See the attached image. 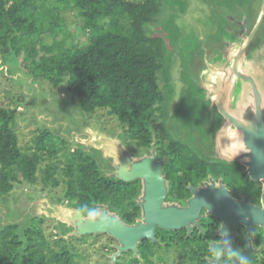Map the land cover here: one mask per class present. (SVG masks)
Wrapping results in <instances>:
<instances>
[{"label":"trees","instance_id":"16d2710c","mask_svg":"<svg viewBox=\"0 0 264 264\" xmlns=\"http://www.w3.org/2000/svg\"><path fill=\"white\" fill-rule=\"evenodd\" d=\"M160 8L161 0H0V62L20 63L35 81L64 85L88 116L104 111L117 120L123 130L122 143L132 156L142 157L154 146L157 159L165 161L162 170L169 176L167 200L171 201L188 197L187 185H196L208 174L239 181L244 172L236 163L209 162L201 150L168 134L169 97L159 84L160 75L168 73L163 62L165 46L145 32ZM66 11L82 20L75 31L84 42L74 41L62 15ZM16 112L0 106V195H9L20 182L49 189L62 186L58 200L67 201L69 207L107 206L126 224L140 221L139 180L123 182L104 174L93 155L97 151L76 143L72 151L69 142L47 130L40 131L34 148L23 150L14 128ZM31 220L43 222L41 217ZM156 239L155 243L141 241L139 258L128 252L129 264H153L154 256L162 260L158 252L164 242L181 252L182 259L208 264L205 257L197 256L207 252L209 232L199 240L193 232L187 237L183 229L157 228ZM67 244L65 239L52 244L36 225L9 223L0 228V264H75ZM125 254L114 264H121Z\"/></svg>","mask_w":264,"mask_h":264},{"label":"rangeland","instance_id":"374dc122","mask_svg":"<svg viewBox=\"0 0 264 264\" xmlns=\"http://www.w3.org/2000/svg\"><path fill=\"white\" fill-rule=\"evenodd\" d=\"M261 1L161 0L160 13L153 22L145 25L146 34L160 38L165 46L163 62L168 67V73L160 75L159 84L169 97L165 122L167 132L175 139L201 150V155L209 162L214 161L213 157H226L227 153L235 156L240 138L233 128L217 116L216 106L202 92L205 81L201 75L206 70V61L221 53L223 42L227 39L226 33L235 37L238 35L237 27L229 18L240 21L247 16L248 24L242 34L245 36L258 16ZM62 15L74 35V41L84 42L85 38L75 31L82 25V20L72 11ZM258 37L264 39V23ZM77 104V99L67 92L64 85L53 87L47 81H35L26 74L20 63L7 65L0 62V106L16 109L14 128L23 150L34 148L41 130L65 139L72 151L75 148L74 137L87 138V130L92 126L110 138L123 140V130L117 120L107 116L104 111L88 116L80 111ZM216 140L219 141L218 147ZM97 152L93 155L100 170L104 174H112V161L104 159L102 153ZM149 153L150 150L144 152ZM40 170L37 173L39 177ZM164 174L169 179L167 173ZM62 195V186L49 189L41 184H16L9 195H0V228L9 223L36 225L52 244L65 239L74 255L75 264H111V256L116 253L118 242L108 235L76 240L68 236L72 230L63 228L57 220L44 216L41 217L42 223L31 220L42 196L49 198L51 203L68 206L67 201L58 200ZM158 255L163 259L158 260L154 256L151 258L153 264H194L173 256V253L168 256L164 249ZM130 258L131 255L127 253L119 262L129 264Z\"/></svg>","mask_w":264,"mask_h":264},{"label":"water","instance_id":"95a60500","mask_svg":"<svg viewBox=\"0 0 264 264\" xmlns=\"http://www.w3.org/2000/svg\"><path fill=\"white\" fill-rule=\"evenodd\" d=\"M229 20L237 27L238 35L235 37L226 33L227 39L223 42L221 53L206 61V70L201 75L205 81L203 91L216 106L225 124L233 128L240 138L235 156L227 153L226 157L219 158L240 161L250 179L261 181L264 185V39L258 37L264 23V0L253 26L245 36L242 34L248 24L247 16L240 21ZM87 134L85 139L76 135L74 142L89 150L99 151L104 159L111 160L114 172L110 175L123 182L140 181L141 191L137 201L141 210L140 221L126 224L107 206H102L98 208L101 215L97 220L88 222L75 208L51 203L44 196L35 208L34 217L44 216L59 221L72 230L68 234L70 237L108 235L115 239L118 246L111 256V264L123 253L132 252L134 258H139L138 245L143 240L157 242V228L167 231L186 229L189 236L194 227L199 226L202 209L206 210V215H214L222 221L218 234L223 241L211 246L216 258L210 259V264H218L222 250L228 249L232 238L231 224L246 227L243 255L247 256L252 250L251 232L256 231L253 225L264 229V187L261 210L245 204L244 198L240 202L233 200L224 187L214 192L213 185H209L208 189L190 188L192 197L186 207H181L166 202L169 183L162 171L164 160L157 159L154 146L149 154L134 157L118 137L110 138L95 126L87 130ZM218 144L216 140V147Z\"/></svg>","mask_w":264,"mask_h":264},{"label":"flooded vegetation","instance_id":"af4514ba","mask_svg":"<svg viewBox=\"0 0 264 264\" xmlns=\"http://www.w3.org/2000/svg\"><path fill=\"white\" fill-rule=\"evenodd\" d=\"M161 160H164V159H161ZM213 160H220L224 163H236L241 168V170L244 172V175L239 176L240 178L239 181H234V180L228 181L223 176H213L211 174H208L206 179L201 180L196 185L194 186L190 184L187 185V190L189 192L188 197H184L180 200L178 199V200L168 201L167 200L169 198L168 196L169 191H168L166 202L176 203L180 205L181 207H186L188 200L192 197L190 188H195L197 190L208 189L209 185H213L214 192L219 191L221 190L222 187H224L225 191L228 194H230L233 200L240 202L244 198L245 204H250L251 206L256 207L257 209L261 210L263 208V203H262V193H263V187H264L263 183L261 181L251 180L246 172V167L243 165V163H241L238 160L228 161L226 159L219 158L218 156L213 157ZM164 163L165 161L162 164V168H163ZM212 181H213V184H212ZM200 216L201 218L198 221L199 226L194 227L192 232L196 234L197 239L199 240H202L204 237H206L207 233L209 232L211 236V240L208 242L207 252H205L204 254L203 252H199L197 257H205L206 262L210 264L209 260L213 258V252L215 253V251L211 249V246L222 243L223 241V237L218 234V231L221 228L222 221L214 215H206L205 209L201 210ZM253 227L256 231L251 232L252 250L248 252L247 256L252 261V264H264V229L259 226H255V225H253ZM245 228L246 227L241 224H238L237 226H234L232 224L230 225V231L232 233L230 245L228 249L222 250L218 264H228L227 254L230 251V246L236 249H240L243 254V251L246 249V244L244 243ZM183 230H185L186 236L188 237L187 230L186 229H183ZM168 244H169L168 242L163 243V249L168 256L169 255L171 256V253H173V256L175 255V257H183L181 252H177L173 248L167 247Z\"/></svg>","mask_w":264,"mask_h":264},{"label":"clouds","instance_id":"9594fccd","mask_svg":"<svg viewBox=\"0 0 264 264\" xmlns=\"http://www.w3.org/2000/svg\"><path fill=\"white\" fill-rule=\"evenodd\" d=\"M75 211L79 212L83 219L88 222H95L101 215V211L96 207H90L89 205H81ZM223 255V254H222ZM213 258H216V254L213 252ZM228 264H252V261L248 256H244L240 249H236L230 246V251L227 254Z\"/></svg>","mask_w":264,"mask_h":264}]
</instances>
